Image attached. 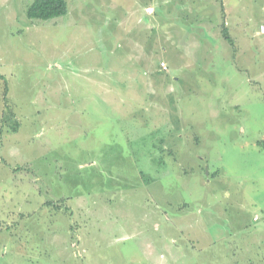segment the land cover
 <instances>
[{"label":"rangeland","instance_id":"1","mask_svg":"<svg viewBox=\"0 0 264 264\" xmlns=\"http://www.w3.org/2000/svg\"><path fill=\"white\" fill-rule=\"evenodd\" d=\"M26 1L0 0V264H233L236 239L264 264V0H225L241 56L219 0Z\"/></svg>","mask_w":264,"mask_h":264},{"label":"crops","instance_id":"2","mask_svg":"<svg viewBox=\"0 0 264 264\" xmlns=\"http://www.w3.org/2000/svg\"><path fill=\"white\" fill-rule=\"evenodd\" d=\"M30 0H27L26 1V3L24 4V8H23V11L25 10V6L28 4V2H29ZM220 2H221V15H222V19H223V21H222V23L221 24H218L216 27H215V29H216V31H217V34H219L220 35V33H221V35L224 37V35H223V29L224 28H226V30H227V33H228V35H229V37L231 38V41L232 42H230V41H228L232 46H233V49H234V52L236 53V54H238V55H240L241 56V54L243 55L244 54V52H241V50H240V48H239V46H238V44H236L235 43V41H234V39L235 40H237V38L234 36L235 34H234V31H233V29H232V26H231V24H229L228 23V20H227V17H228V15L230 14L229 13V9L226 7V1L225 0H219ZM242 2V1H241ZM189 5H192V6H187L186 8H180V9H177V10H175V13L173 14V16H171V15H169L168 17H173V19L175 18V19H178L179 21V24H180V21L182 20V21H184L185 23H184V25L185 24H187L186 23V19H188L189 17V15L191 14V13H200V11H201V4H199V5H196L195 3H191L190 1H189V3H188ZM150 7V6H149ZM146 8H148V7H146ZM151 8H153L154 9V13H153V15L154 14H156V11H157V9L156 8H154V7H151ZM188 8V9H187ZM238 8H240V4H239V2H237V0H236V4H235V12H237V9ZM161 11H162V9H161ZM163 12V11H162ZM164 13H165V11H164ZM201 14V13H200ZM146 15H150V14H146ZM168 14H167V12L165 13V16H167ZM182 15V16H181ZM185 15V16H184ZM196 17H198V16H196ZM183 18V19H182ZM224 18H225V21H224ZM192 19V18H191ZM196 19H198V18H196ZM262 25H264V23L263 24H261V26ZM183 29V28H182ZM184 30V32H185V34H187L186 33V30L185 29H183ZM240 31H242V29H237V28H235V32H237V33H239L240 34ZM243 32V31H242ZM260 31H257L256 32V35L257 36H264V35H262V34H260L259 33ZM225 38V37H224ZM227 40V39H226ZM246 41H248L247 39H246ZM262 48H264V43L262 44ZM247 49V48H246ZM243 68H246V66H244ZM4 82H6L7 84H8V82H7V79H6V77L4 76V74H2V73H0V126L2 125L3 126V120H4V114H5V89H4ZM6 87H7V85H6ZM8 88V87H7ZM7 92H8V90H7ZM8 94V93H7ZM7 98H8V95H7ZM15 134H16V132H15ZM215 176V175H214ZM223 241H226V243L227 242H230V241H228V238H224V240ZM238 242H240V241H238L237 239L234 241V240H232L230 243H233V245H231V250H230V252L228 253L227 252V258L229 259H231V258H235V260H234V262H233V264H239V261H237L236 259H238V255L241 253V252H243V250H242V247L240 246V247H238L237 245H235V244H237ZM244 242V241H243ZM242 242V243H243ZM252 242H255V243H260V239H258V238H256V241H254V238H252ZM258 247V251H259V253H263V252H260V250H261V248H260V246L258 245L257 246ZM261 251H264V250H261Z\"/></svg>","mask_w":264,"mask_h":264},{"label":"trees","instance_id":"3","mask_svg":"<svg viewBox=\"0 0 264 264\" xmlns=\"http://www.w3.org/2000/svg\"><path fill=\"white\" fill-rule=\"evenodd\" d=\"M68 12L69 6L67 0H34L27 10V16L30 20L34 21H49L67 15ZM223 35L225 39L232 42L226 28L223 29ZM5 102L8 103L7 96H5ZM13 130L17 131L15 128Z\"/></svg>","mask_w":264,"mask_h":264},{"label":"built area","instance_id":"4","mask_svg":"<svg viewBox=\"0 0 264 264\" xmlns=\"http://www.w3.org/2000/svg\"><path fill=\"white\" fill-rule=\"evenodd\" d=\"M145 11H146L147 14H150V15L154 13V9L151 8V7L146 8ZM259 33L262 34V35H264V25H262L260 27V32ZM161 66L164 68V70H167V66H166L165 63H162Z\"/></svg>","mask_w":264,"mask_h":264}]
</instances>
